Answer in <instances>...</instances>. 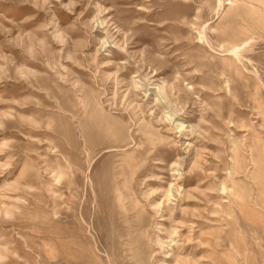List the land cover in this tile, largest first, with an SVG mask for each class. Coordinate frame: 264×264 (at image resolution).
<instances>
[{"label": "rangeland", "instance_id": "rangeland-1", "mask_svg": "<svg viewBox=\"0 0 264 264\" xmlns=\"http://www.w3.org/2000/svg\"><path fill=\"white\" fill-rule=\"evenodd\" d=\"M0 264H264V0H0Z\"/></svg>", "mask_w": 264, "mask_h": 264}]
</instances>
